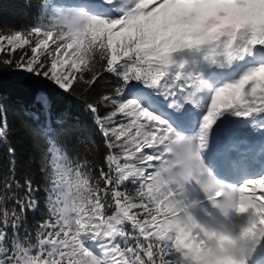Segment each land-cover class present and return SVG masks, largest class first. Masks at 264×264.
I'll use <instances>...</instances> for the list:
<instances>
[{"label": "snow or ice", "instance_id": "1", "mask_svg": "<svg viewBox=\"0 0 264 264\" xmlns=\"http://www.w3.org/2000/svg\"><path fill=\"white\" fill-rule=\"evenodd\" d=\"M50 12L0 32V69L80 91L106 154L101 166L92 144L79 160L49 147L48 217L22 243L9 229L41 186L28 180L13 210L0 185V264H185L167 220L264 209V172L249 171L264 160V0H72Z\"/></svg>", "mask_w": 264, "mask_h": 264}, {"label": "trees", "instance_id": "2", "mask_svg": "<svg viewBox=\"0 0 264 264\" xmlns=\"http://www.w3.org/2000/svg\"><path fill=\"white\" fill-rule=\"evenodd\" d=\"M29 2L40 8L26 6V0H0V32L27 29L38 20L48 23L45 5L60 7L65 0ZM109 80L114 84L111 76ZM22 90L32 97L21 100L18 94ZM0 128V185L11 184L5 207L21 208L19 201L25 196L28 180L41 186L37 206L22 209L19 225L9 229L10 238L17 237L22 243L25 237L34 236L48 217L44 188L51 172L49 147L79 160L92 144L103 166L104 138L80 91L66 92L42 75L15 67L0 69Z\"/></svg>", "mask_w": 264, "mask_h": 264}, {"label": "clouds", "instance_id": "3", "mask_svg": "<svg viewBox=\"0 0 264 264\" xmlns=\"http://www.w3.org/2000/svg\"><path fill=\"white\" fill-rule=\"evenodd\" d=\"M240 204L235 212L193 214L167 220V234L179 239L185 264H252L264 250V209Z\"/></svg>", "mask_w": 264, "mask_h": 264}, {"label": "bare ground", "instance_id": "4", "mask_svg": "<svg viewBox=\"0 0 264 264\" xmlns=\"http://www.w3.org/2000/svg\"><path fill=\"white\" fill-rule=\"evenodd\" d=\"M17 91V89L16 88H14V93ZM18 96H19V98L21 99V100H24L25 99V97H26V99L27 98H29V97H32V95H27V92H24V90H22L21 91V93L20 94H18ZM26 110H31L30 108H27ZM31 111H33V110H31ZM31 111H29V112H31ZM259 160H261V159H259ZM261 253V252H260ZM256 259H257V256H256ZM256 263V262H255ZM259 264H261V262H259ZM264 264V263H263Z\"/></svg>", "mask_w": 264, "mask_h": 264}, {"label": "rangeland", "instance_id": "5", "mask_svg": "<svg viewBox=\"0 0 264 264\" xmlns=\"http://www.w3.org/2000/svg\"><path fill=\"white\" fill-rule=\"evenodd\" d=\"M67 4H71V2H68ZM234 120H236V121H239L240 119H242V118H239V117H234L233 118ZM255 157V160L257 161V162H259V158H260V154H257L256 156H254ZM250 178H252V177H250ZM258 178V177H257ZM261 191H264V190H262V189H257V193L259 194ZM94 243V242H93ZM260 253V252H259ZM259 253L257 254V256H259ZM254 264H256L255 262H254Z\"/></svg>", "mask_w": 264, "mask_h": 264}]
</instances>
